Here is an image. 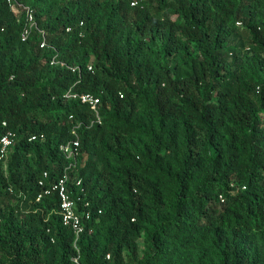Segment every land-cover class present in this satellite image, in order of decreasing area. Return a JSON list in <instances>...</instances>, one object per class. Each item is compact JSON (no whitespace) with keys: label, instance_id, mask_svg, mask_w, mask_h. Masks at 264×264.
<instances>
[{"label":"trees","instance_id":"16d2710c","mask_svg":"<svg viewBox=\"0 0 264 264\" xmlns=\"http://www.w3.org/2000/svg\"><path fill=\"white\" fill-rule=\"evenodd\" d=\"M132 2L0 0V264H264V0Z\"/></svg>","mask_w":264,"mask_h":264},{"label":"built area","instance_id":"2783aa9c","mask_svg":"<svg viewBox=\"0 0 264 264\" xmlns=\"http://www.w3.org/2000/svg\"><path fill=\"white\" fill-rule=\"evenodd\" d=\"M14 1L15 0H7L9 4H12ZM137 2L138 0H133L132 4L134 5ZM24 7L27 13V23L21 32V37L23 40H26L30 34L31 29L35 27L36 21L33 11L27 6ZM46 45H47V41L44 38L41 42V46L43 47ZM67 95L69 97L79 98V100L82 103L91 106L96 113L97 121L101 122V117L98 112V105L100 103V98L98 96L92 93L78 94L72 92L68 93ZM3 125L7 126V122H4ZM75 134L77 135V133ZM14 138H15V133L11 129H6L0 138V161L5 164L11 152V148L14 144ZM35 138H36L35 136L32 137V139ZM79 149H80V140L78 135L75 139H72L60 145L61 152L70 161L68 168L75 166L76 160L79 155ZM47 175L48 173L45 172L44 177H47ZM69 182H70V174L69 172L65 171L63 175L51 187H46L43 193L39 194L38 200H40L44 194H50L51 192L56 191L58 193L60 200V208L58 212L61 215L62 222L64 225L72 227L78 238L80 233L84 230L82 216L83 214H85L86 217L89 218L90 212L86 210H84L83 213L79 212L78 201L81 200V196H78L76 198L72 196L73 190L70 189ZM40 184L41 185L45 184L44 179H41ZM75 184L76 186L80 187L82 191H84V188H82L81 178L75 180ZM88 205L89 202H86L85 206ZM75 260L78 261V258H75Z\"/></svg>","mask_w":264,"mask_h":264}]
</instances>
